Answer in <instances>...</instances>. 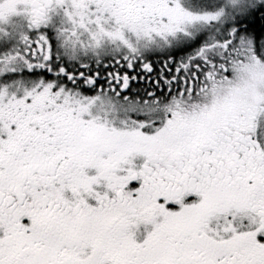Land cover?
Returning <instances> with one entry per match:
<instances>
[{
    "label": "snow or ice",
    "instance_id": "1",
    "mask_svg": "<svg viewBox=\"0 0 264 264\" xmlns=\"http://www.w3.org/2000/svg\"><path fill=\"white\" fill-rule=\"evenodd\" d=\"M0 264H264V0H0Z\"/></svg>",
    "mask_w": 264,
    "mask_h": 264
}]
</instances>
